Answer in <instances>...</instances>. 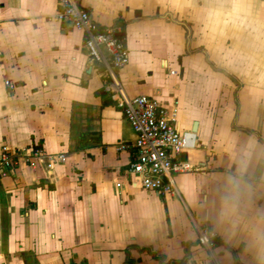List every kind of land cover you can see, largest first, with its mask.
Here are the masks:
<instances>
[{
    "label": "crops",
    "instance_id": "obj_1",
    "mask_svg": "<svg viewBox=\"0 0 264 264\" xmlns=\"http://www.w3.org/2000/svg\"><path fill=\"white\" fill-rule=\"evenodd\" d=\"M78 1L124 34L114 75L58 0H0V146L66 155L0 176V264H264V0ZM120 94L196 132L175 193L129 172Z\"/></svg>",
    "mask_w": 264,
    "mask_h": 264
},
{
    "label": "built area",
    "instance_id": "obj_2",
    "mask_svg": "<svg viewBox=\"0 0 264 264\" xmlns=\"http://www.w3.org/2000/svg\"><path fill=\"white\" fill-rule=\"evenodd\" d=\"M55 18L69 22L84 33V46L93 62L101 63L105 71L114 75L116 70L128 63V49L118 28L100 27L91 13L78 0H58ZM4 84L13 91L16 84L5 79ZM115 91V90H114ZM118 93V91H116ZM121 95V94H120ZM126 120L133 129L135 160L129 165V172L146 190L160 194L175 193L174 178L198 169L182 154L197 146L196 132L180 130L175 118L176 109L167 108L149 95L126 98L121 95ZM123 146V145H122ZM64 153H46L40 147L12 149L7 144L0 146V176L14 171L23 162L35 166L45 159L47 167L63 163ZM121 183H116L120 188ZM212 233L208 228L199 232V243L212 244Z\"/></svg>",
    "mask_w": 264,
    "mask_h": 264
},
{
    "label": "water",
    "instance_id": "obj_3",
    "mask_svg": "<svg viewBox=\"0 0 264 264\" xmlns=\"http://www.w3.org/2000/svg\"><path fill=\"white\" fill-rule=\"evenodd\" d=\"M139 13V15H140V12H138ZM119 36H123L124 34H123V32H119V33H117ZM101 92L103 91L102 89L100 90ZM182 157L183 158H186V154H182Z\"/></svg>",
    "mask_w": 264,
    "mask_h": 264
},
{
    "label": "trees",
    "instance_id": "obj_4",
    "mask_svg": "<svg viewBox=\"0 0 264 264\" xmlns=\"http://www.w3.org/2000/svg\"><path fill=\"white\" fill-rule=\"evenodd\" d=\"M211 239H212V241L215 242V238L212 237ZM158 258L161 259V260L163 259V257H161V256H159ZM126 263H128V260H126Z\"/></svg>",
    "mask_w": 264,
    "mask_h": 264
},
{
    "label": "bare ground",
    "instance_id": "obj_5",
    "mask_svg": "<svg viewBox=\"0 0 264 264\" xmlns=\"http://www.w3.org/2000/svg\"><path fill=\"white\" fill-rule=\"evenodd\" d=\"M185 154V153H184Z\"/></svg>",
    "mask_w": 264,
    "mask_h": 264
}]
</instances>
